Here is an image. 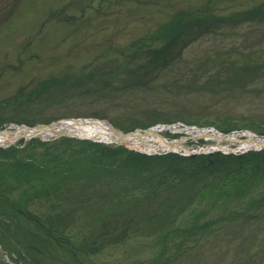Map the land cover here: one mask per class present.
Here are the masks:
<instances>
[{"label":"rangeland","instance_id":"1","mask_svg":"<svg viewBox=\"0 0 264 264\" xmlns=\"http://www.w3.org/2000/svg\"><path fill=\"white\" fill-rule=\"evenodd\" d=\"M207 3L213 4L218 16L250 8L258 11L239 24L223 22L200 33L176 48L161 67L151 63L149 51H130L136 42L152 43L149 38L177 12ZM260 5L264 0H0V128L103 118L122 131L183 122L225 134L250 131L264 136V6L259 9ZM157 38L151 48L163 47V34ZM163 134L170 139L185 136L184 145L193 148L215 141L165 130ZM63 137L67 136L21 138L9 146L23 148L32 140L53 142ZM229 147L223 152L251 150L235 152V144ZM20 156L0 150V169L6 173L10 164L39 160ZM12 180L9 176L0 186V264H264V215L211 222L202 237L190 243L132 235L136 228H145L133 225L127 236L117 238L118 227L105 239L96 238L94 245L87 240L85 246L83 235L93 229L98 233L96 226L86 225L89 205L78 210L84 214L85 229L80 221L69 224L63 234L71 242H61L58 233L47 232L50 223L44 219L58 214L60 207L53 212L48 210L49 201L28 200L21 196L23 187L11 189ZM147 204L133 206L130 213L139 216L158 208L154 201ZM167 205L161 203L159 211ZM107 212L109 221L121 219L111 215L110 208ZM216 214L206 219H217Z\"/></svg>","mask_w":264,"mask_h":264},{"label":"trees","instance_id":"2","mask_svg":"<svg viewBox=\"0 0 264 264\" xmlns=\"http://www.w3.org/2000/svg\"><path fill=\"white\" fill-rule=\"evenodd\" d=\"M212 7V3H207L177 12L149 38L152 43L136 42L130 51H149L151 63L161 67L176 48L193 41L200 33L219 28L226 24L223 22L239 24L258 11L250 8L240 14L218 16L213 14ZM159 34H163L164 45L152 49ZM219 77L216 75L215 81ZM0 150L3 155L15 151L22 155L19 158L39 159L10 164L6 173L0 169V186L11 176V189L23 187L25 190L21 196L40 203L49 201L48 210L53 212L60 207L58 214L44 218L50 223V228L45 229L49 234L58 233L57 240L65 243L71 241L70 236H64V229L76 221H80L78 225L84 222V214L78 211L83 210L82 205L90 206L87 213L90 221L86 225L96 226L98 230V233L93 229L83 235L85 246L87 240L94 245L96 238L105 239L106 234H112L118 227L117 238L133 233L155 235L160 241L172 244L190 243L202 237L211 222L264 215V149L241 154L216 151L187 156L174 152L149 155L121 145L63 137L53 142L32 140L23 148L11 146ZM255 192L259 194L256 196ZM151 201L158 208L147 209L139 216L130 213L133 206ZM166 201L164 212L159 211L161 203ZM109 208L111 215L121 219L109 221ZM113 209L119 213L113 214ZM215 211L217 219L207 220ZM133 225H145V228L127 233Z\"/></svg>","mask_w":264,"mask_h":264},{"label":"bare ground","instance_id":"3","mask_svg":"<svg viewBox=\"0 0 264 264\" xmlns=\"http://www.w3.org/2000/svg\"><path fill=\"white\" fill-rule=\"evenodd\" d=\"M167 130L173 133H182L183 135L203 136L206 139H216L221 142L227 140V145H216L215 147L231 148L229 144H235L233 150H244L246 148H257L264 146V136H258L252 132L245 131L242 135L238 133L223 134L214 128L197 129L193 126L185 125L170 126ZM79 135L87 136L92 140L102 143L117 142L135 149L157 151V150H180L184 146L185 136L178 137L174 140H168L159 130L149 128L147 130H134L125 132L110 122L96 119H63L61 121L51 122L49 125H12L11 127L0 128V145L7 146L21 138L29 139L39 137L48 139L60 135ZM238 134V135H237ZM240 136V137H239ZM244 136L245 139L239 140Z\"/></svg>","mask_w":264,"mask_h":264},{"label":"water","instance_id":"4","mask_svg":"<svg viewBox=\"0 0 264 264\" xmlns=\"http://www.w3.org/2000/svg\"><path fill=\"white\" fill-rule=\"evenodd\" d=\"M73 119V118H72ZM78 119H82V118H75V120H78ZM101 120H103V119H101ZM103 121H105V120H103ZM149 128H155V127H148V128H138V129H136V130H147V129H149ZM155 129H157V128H155ZM158 130V129H157ZM69 135V134H68ZM69 136H71V137H75V138H79V139H91L90 137H87V136H79V135H73V134H70ZM115 143H117V142H115ZM117 144H119V143H117ZM121 144V143H120ZM126 146V145H125ZM128 147V146H127ZM264 147V146H263ZM130 148V147H129ZM139 151H142V150H139ZM171 151H176V150H172L171 149Z\"/></svg>","mask_w":264,"mask_h":264}]
</instances>
